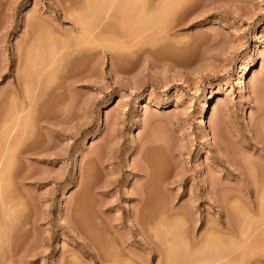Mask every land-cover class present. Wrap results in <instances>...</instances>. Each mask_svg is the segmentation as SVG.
<instances>
[{
  "label": "rangeland",
  "instance_id": "rangeland-1",
  "mask_svg": "<svg viewBox=\"0 0 264 264\" xmlns=\"http://www.w3.org/2000/svg\"><path fill=\"white\" fill-rule=\"evenodd\" d=\"M112 1L145 8L151 22L144 12V24L127 30L108 13L98 26L116 44L112 52L99 43L69 42L66 31L77 16ZM124 1L0 0V102L25 63L34 64L24 57L29 44L43 53L40 60L35 54V64L60 51L55 73L47 71L53 79L31 100L28 122L37 119L41 127L25 136L34 154L12 167L31 177L3 194L26 199V206L10 217L0 264L24 244L35 254L28 264H167V249L192 234L199 246L215 237V251L204 249L205 264H264L258 197L250 195V208L235 197L243 178L231 171H245L246 183L259 187L264 0ZM137 193L146 196L142 205ZM192 206L191 221L180 220ZM220 207L227 209L224 217ZM223 218L231 232L221 226L217 237L210 227Z\"/></svg>",
  "mask_w": 264,
  "mask_h": 264
},
{
  "label": "bare ground",
  "instance_id": "bare-ground-1",
  "mask_svg": "<svg viewBox=\"0 0 264 264\" xmlns=\"http://www.w3.org/2000/svg\"><path fill=\"white\" fill-rule=\"evenodd\" d=\"M104 1V0H103ZM124 1V0H123ZM125 1H127V0H125ZM124 1V2H125ZM129 2H130V0H128ZM137 1V0H136ZM114 1H112L111 3H109L108 5H103V3H101V5H95V8H94V6H90V7H88L89 9H85L86 11H84V12H86V14H87V12H88V14L87 15H89V16H86V14L85 15H81L80 17H78L77 16V14H76V19H74V22H73V24L71 25V28L70 29H68L66 32H67V34L72 38V39H70L69 38V42L71 43L72 42V40H74V39H78V40H75V41H77V43L78 42H81L82 41V44H83V42H86V43H92V44H98V45H102V48H104V50L103 51H107V52H112L113 50H114V48H116V44L114 45L115 47L113 48V45H111L108 41V39H104V37H106V35L105 34H103V32H104V30L101 28V27H99L98 26V21L99 20H102V18H104V17H108V18H110V16H109V14L108 13H110V15H111V17H116L117 19H118V23L121 25V27H125V29H126V27L128 26H131V27H133V26H135V25H137V24H144V22H145V20H147L145 23H148V21H150L151 22V18H148L147 16H151L152 17V15H149L150 13H148V11L145 9V8H142V9H139V11L137 12V10L135 9V4H133V2H132V5H125V4H127L126 2H125V4L124 5H120V4H118V5H116L115 6V4L113 3ZM134 2H135V0H134ZM136 3V2H135ZM91 4V3H90ZM130 4V3H129ZM87 5H89V4H87ZM118 6V7H117ZM94 9H93V8ZM128 7V8H127ZM68 8V7H67ZM84 8V7H83ZM86 8V7H85ZM94 10H95V12H94ZM79 11V10H78ZM77 11V12H78ZM82 12V11H81ZM84 12H83V14H84ZM144 12H146V13H148V15H146V13H144ZM80 12H78V14H79ZM145 14V16H146V18L144 17V20H143V17H142V19H140L141 18V14ZM73 14V13H72ZM107 14H108V16H107ZM128 16H127V15ZM133 14V15H132ZM143 14V15H144ZM153 14V13H152ZM125 15H126V17H125ZM130 15H132V16H130ZM85 16V17H84ZM73 17H74V15H73ZM111 19H113V18H111ZM116 20V19H115ZM142 20H143V22H142ZM158 20H160V19H158ZM159 22V21H158ZM157 22V23H158ZM119 25V26H120ZM118 26V27H119ZM51 27V26H50ZM127 27V30L128 29H130V27L128 28ZM124 29V28H123ZM120 30H122V29H120ZM103 35V36H102ZM105 35V36H104ZM26 36V35H25ZM32 36V35H31ZM37 37V36H36ZM109 38V37H108ZM36 39H38V38H36ZM50 39V38H49ZM53 39V38H52ZM50 40V42L51 41H53V40ZM25 40V39H24ZM39 40V39H38ZM64 40H66V39H64ZM81 40V41H80ZM108 40V41H107ZM30 41H32V40H30ZM37 41V40H36ZM47 41V40H46ZM45 41V42H46ZM23 42V41H22ZM33 42V41H32ZM34 42H35V39H34ZM33 42V43H34ZM38 42V41H37ZM49 42V43H50ZM60 42H62V41H60ZM67 42H68V40H67ZM74 42V41H73ZM25 43V42H24ZM31 43V42H30ZM44 43V42H43ZM47 43H48V41H47ZM63 43H64V41H63ZM62 43V45H64L65 44V46L68 44V43H64L63 44ZM69 43V44H70ZM85 43V44H86ZM29 44V43H28ZM39 44V43H38ZM37 43L35 44L34 43V45H36L37 46V49H38V46H39V48H40V45L41 44H39L38 45ZM51 44H52V42H51ZM55 44V43H54ZM75 44H76V42H75ZM118 44V43H117ZM24 45H27V44H24ZM30 45V44H29ZM29 45H28V50H29ZM53 45V44H52ZM71 45V44H70ZM69 45V48H71V46ZM31 48H30V50L28 51L27 49H25V51H23L24 53H26V55L24 56V57H28V59H32V61L34 62V64H32V63H30L31 65L30 66H27L26 65V61L24 62L25 63V67H27L25 70H24V72H23V74L21 75V76H19L18 74V76L19 77H16V75L14 76V80H13V82H11L9 85H8V90H7V94H6V97H4V99H2V101L4 102V101H6V105L4 106L5 108H1L0 107V244H2L3 242L5 243V240H4V238L6 237L5 235H6V233H4V232H8V227L9 226H11V225H9L8 226V222H9V220H10V217H12V215H14V214H16L17 212H18V210L19 209H21V208H23L24 206H26L25 204H26V199H25V201H23L22 200V198L20 197V199L18 198V197H9V196H4L3 194L4 193H6L5 192V190H7V188L8 187H10V185L13 187V186H15V188H18L19 186L20 187H23L22 185H23V182L25 181V180H27L28 178L30 179V177H31V175H28V174H26V172L25 171H20L19 173H16V174H14L15 173V171H12V167L13 168H15L14 166H13V164H14V162L16 163V165H17V161H19V162H21L22 160H25V161H28V160H26V159H28V158H26L27 156H31V155H33L34 153H30V151L32 150V149H30V147L28 146V145H26L25 143H26V141H25V136H26V134H27V130L28 129H30V128H32L31 130H33V127L35 128V127H38L39 128V126H40V124L37 126V124H36V122H39V121H37V119L35 120V122L33 123V124H30L29 122H28V116L30 115V113L31 112H29L31 109H32V106H33V101L35 102V100H33L32 102H31V100L33 99V97L36 95L37 96V98H38V95H40L39 94V92H40V90L43 88V85L44 84H46V83H48V81H49V77L50 76H54V74L53 73H55V67H53V65H54V63L56 62V60H55V58H54V56H56L55 54H58L60 51H56L55 50V48L53 49L51 46V48L53 49V50H55L56 51V53L54 54V52L52 53V54H50L51 55V57L48 59V57H49V55H46L47 56V61H45V63L43 62V64L41 65V63L38 61L37 62V64H35L36 62L34 61L36 58H34V56H35V54L37 53L38 55H37V58H38V56H40L39 55V53L38 52H40V49H38L37 51H36V47L35 46H33L32 45V43H31ZM42 46V45H41ZM47 46H48V44H47ZM54 46V45H53ZM64 46V47H65ZM72 46H73V43H72ZM74 46H76V45H74ZM87 46V45H86ZM91 46H93V45H91ZM50 47H49V49H50ZM55 47V46H54ZM60 47V46H59ZM77 47V46H76ZM27 48V47H26ZM68 49V47H65V49ZM72 48H74V47H72ZM47 49V48H46ZM60 49H62V48H60ZM59 49V50H60ZM79 49V48H78ZM95 49V48H94ZM42 50V49H41ZM52 50V51H53ZM71 50V49H70ZM81 50H83V48L81 49ZM42 51H44V50H42ZM49 51V50H48ZM117 51V50H116ZM58 52V53H57ZM64 52V51H63ZM73 52H75V51H73ZM119 52V51H118ZM22 53V52H21ZM40 53H42V52H40ZM51 53V52H50ZM62 53V52H61ZM43 54V53H42ZM54 54V55H53ZM71 54V53H70ZM23 55V54H22ZM58 55H60V54H58ZM78 55V54H77ZM112 55H113V53H112ZM45 55H44V57H46ZM43 56H42V59L44 58ZM58 59H59V57H57ZM34 59V60H33ZM41 59V57H39L38 59H36V60H40ZM111 59H112V56H111ZM32 61H29V62H32ZM3 62V61H2ZM42 62V61H41ZM57 62H58V60H57ZM61 62V61H60ZM40 63V65H39V67H38V64ZM59 63V62H58ZM2 64V63H1ZM0 64V65H1ZM27 64H29L28 62H27ZM21 65V64H20ZM35 65H37V67H35ZM32 66H34V68H36L35 70H32L33 69V67ZM2 68V70H3V66H1ZM28 67H31V68H28ZM18 68V67H17ZM51 68H54L55 70H52ZM0 69V70H1ZM49 69H51L52 71H53V73H52V71L50 72V74L49 73H47V71L49 70ZM58 69V68H57ZM15 73V72H14ZM86 76V75H85ZM52 77H50V79H51ZM74 78V77H73ZM53 79V78H52ZM48 80V81H47ZM74 80H77V79H74ZM44 82H46V83H44ZM44 83V84H43ZM43 84V85H42ZM69 86H70V84H68ZM50 86V85H49ZM68 88V87H67ZM45 89V88H44ZM47 90V89H46ZM55 90V89H54ZM66 92V91H65ZM67 92H68V90H67ZM42 95V94H41ZM40 95V96H41ZM37 98L35 97L34 99H36L37 100ZM1 101V100H0ZM3 102H0V106H1V103H3ZM5 103V102H4ZM38 103V102H37ZM4 105V104H3ZM2 105V106H3ZM35 105V104H34ZM38 112H42V110L40 109V111H39V109H38ZM39 114V113H38ZM40 115V114H39ZM32 116V115H31ZM32 118V117H31ZM32 120V119H31ZM34 120V119H33ZM41 122V121H40ZM41 128V127H40ZM40 128H39V130H40ZM35 130V129H34ZM38 130V131H39ZM257 136V135H256ZM27 139V138H26ZM27 141H28V139H27ZM256 141V143L258 144V145H260L259 146V148H258V146L256 147V151H258V161H259V163H261L260 165L263 167L262 168V171H261V177H260V179H261V181H260V185H259V187L257 188V189H255V187L254 188H252V187H250L246 182L248 181H246V175H245V171H239L238 169H236L235 167H234V169H233V167H232V169L233 170H231V171H234V172H238V176H239V178H243L242 180V182H243V185H241V188H238L237 190H236V193L239 195H237V196H235V197H238V198H240L242 201H243V203L246 205V207L248 208L249 207V197H250V195L251 194H254V195H256L257 197H258V201H259V209H260V214H259V216L261 215V216H263L264 217V142H262V141H257V140H255ZM152 143H154V142H152ZM149 146V145H148ZM152 147V146H151ZM140 149H142V148H140ZM139 149V150H140ZM148 149V148H147ZM255 150V149H254ZM36 151V150H35ZM34 151V152H35ZM38 151V150H37ZM32 152V151H31ZM36 154H38V152L36 153ZM143 155V154H142ZM141 155V157L144 159L143 160V162L145 161L146 163H148L147 162V157H146V160H145V156L143 157ZM144 155H146V154H144ZM141 158V159H142ZM25 161L23 162V163H25ZM48 162H50V160L48 161ZM144 162V163H145ZM230 162V161H229ZM251 163H253V162H251ZM257 164H258V162H257ZM234 164H232L231 163V165H229V166H233ZM235 166V165H234ZM27 168V167H26ZM246 169V168H245ZM30 171V170H29ZM23 172H25V173H23ZM247 172V171H246ZM149 173L150 172H146L145 170H144V173H143V175H142V177L143 178H148L147 176L149 175ZM248 173V172H247ZM253 173V172H252ZM236 175V176H237ZM150 176V175H149ZM250 176H252V175H250ZM254 177V176H253ZM253 177H251V178H253ZM150 178V177H149ZM148 178V179H149ZM55 179V178H54ZM215 181V180H214ZM257 181V180H256ZM149 182V181H148ZM37 183V182H36ZM250 184H252V183H250ZM11 187V188H12ZM21 190H22V188H21ZM19 191H20V189H19ZM11 192V191H10ZM145 192V191H144ZM17 193V192H16ZM143 193V192H142ZM150 193V192H149ZM9 194V193H8ZM2 195H3V197H2ZM20 196V195H19ZM143 195H140V193L138 194L137 193V203H139V204H143V202H145V197L143 196ZM257 201V200H256ZM19 208V209H18ZM195 207H190L189 208V210H186V211H184V212H181V213H179V216H180V220H183V221H185V222H190L191 221V217H193V215H194V212H193V209H194ZM221 208V207H220ZM250 208V207H249ZM16 209H17V211H16ZM16 211V212H15ZM220 211H221V214L223 213L224 215H223V217L225 216V214H227V209L226 208H221L220 209ZM263 211V212H262ZM15 212V213H14ZM14 213V214H13ZM170 214V209H169V211H168V213H167V215L165 216V217H167L168 215ZM20 217V216H19ZM170 217V216H169ZM262 217V218H263ZM14 218V220H15V215H14V217H12L11 219H13ZM226 218V217H225ZM160 226L161 227H165V229H167V223L168 222H166L167 221V218H164L163 216H162V218H161V216H160ZM224 219V218H223ZM179 220V221H180ZM225 220V219H224ZM228 220V219H227ZM227 220H225V221H221L220 223L218 222V223H215V225H216V229L212 226V227H210L211 229H210V233H212V234H215V235H217V234H220L219 232H221V226H225L226 227V229L228 230V231H230L231 232V225H229V222L227 221ZM13 220H11V222H12ZM11 222H9V223H11ZM13 223V222H12ZM159 223V222H158ZM159 225V224H158ZM12 227V226H11ZM175 227V226H174ZM242 227V226H241ZM10 228V227H9ZM196 227H194V229H195ZM250 228V227H249ZM242 229V228H241ZM158 230V229H157ZM168 231V230H167ZM9 232H10V230H9ZM166 232V231H165ZM194 232V231H193ZM31 233H32V231H31ZM244 233V232H243ZM9 234V233H8ZM27 234V233H26ZM221 234H223V233H221ZM227 235V234H226ZM28 236H30V235H28ZM27 236V237H28ZM191 237L189 238V240H187V242L186 243H184V244H182L181 246H179V247H176V248H168L167 250L168 251H166V257H165V259H166V261H167V264H203L204 262H206L207 260H208V256H207V254H205L204 253V249H207L208 248V250H209V252L206 250V252H208V255H209V253L212 251V250H210L209 248H213L214 249V251H215V248H216V246H214L213 245V242H214V240H215V237H213L212 239V244L209 246H207V244L206 245H203V246H199V238H195L194 236H193V234L192 235H190ZM231 236L232 235H230L229 234V237L231 238ZM262 236V235H261ZM26 237V238H27ZM217 237H218V235H217ZM263 237V236H262ZM261 237V238H262ZM7 238V237H6ZM157 238V237H156ZM11 239V238H10ZM19 239H21V238H19ZM28 239V238H27ZM159 239V238H158ZM218 240V239H217ZM11 241V240H10ZM20 241V240H19ZM28 241V240H27ZM27 241H25L26 243H27ZM209 241H210V239H209ZM216 241V240H215ZM15 242V241H14ZM36 242V241H35ZM34 242V243H35ZM19 243V242H18ZM208 243V242H207ZM209 243H211V242H209ZM203 244H205V243H203ZM217 244V242L215 243V245ZM21 245V244H20ZM19 245V246H20ZM25 245V244H24ZM24 245H22V247L20 248V249H18L17 250V252H19V256H18V258H16V255H17V252H16V254L15 253H12V251H7L8 253L6 254L5 253V257H4V259H2V263L1 264H28V263H32L33 261L32 260H28L27 258H29V257H33V256H35V254H32L31 253V255H30V253H29V251H30V249H27L26 250V246H24ZM39 245V244H38ZM200 245H202V244H200ZM212 245H213V247H212ZM222 245V244H221ZM15 247V246H14ZM37 247L38 246H36V248L35 249H37ZM215 247V248H214ZM255 247V246H254ZM261 247H263V246H260L259 248H261ZM29 248H30V245H29ZM33 248H34V245H33ZM32 247H31V249H33ZM253 249V247L252 246H249V249L250 250H252ZM256 248H258V247H256ZM255 249V248H254ZM155 250V249H154ZM154 250H153V252H154ZM262 251H264V248L262 249ZM156 253H157V251H156ZM156 253H154L155 255H156ZM213 253V252H212ZM158 254V253H157ZM215 255H217V252H215L214 253ZM202 255V256H201ZM211 255L212 254H210V257H211ZM173 256V257H172ZM174 256H177V258L176 257H174ZM213 256V255H212ZM203 258V259H201V258ZM209 257V260L211 259ZM164 258V257H163ZM179 258H182V260H184L183 261V263L181 262H178V260L177 259H179ZM207 258V259H206ZM153 258H151L150 259V261L152 260ZM201 260V261H200ZM204 260V261H203ZM32 261V262H31ZM257 261V260H256ZM184 262H187V263H184ZM34 263V262H33ZM241 263V262H240ZM255 263V262H254ZM205 264V263H204ZM206 264H208V263H206Z\"/></svg>",
  "mask_w": 264,
  "mask_h": 264
}]
</instances>
